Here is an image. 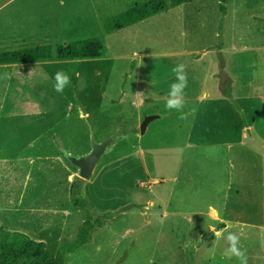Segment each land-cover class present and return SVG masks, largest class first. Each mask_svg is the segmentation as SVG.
Returning a JSON list of instances; mask_svg holds the SVG:
<instances>
[{
	"label": "rangeland",
	"instance_id": "1",
	"mask_svg": "<svg viewBox=\"0 0 264 264\" xmlns=\"http://www.w3.org/2000/svg\"><path fill=\"white\" fill-rule=\"evenodd\" d=\"M141 1L16 0L11 5L17 8L25 4L27 8L28 3L38 10L42 4V26L33 29L39 45L55 51L66 42L94 38L102 42L104 50L97 58L53 56L39 63L41 73L36 71L35 77L27 78L30 81L22 95L32 102L10 100L0 107V225H26L56 253L63 243L76 238L82 224V213L73 206L65 188L66 179L76 180L81 182L80 196L93 216H110L92 230L90 242L64 253L63 264H238L235 257L224 256L228 232L241 236L239 246L246 250L248 264H264V188L259 184L264 181V144L258 141L264 140V103H260L264 100L258 99L259 105L248 98L264 97V0H228L225 20L218 8L220 0H192L181 11L188 17L184 20L186 46L216 45L219 32L230 40L228 46H237L223 56V76L225 87L237 96L233 105L244 111L238 119L227 105L219 106L216 117L218 124L234 135L240 125H250L255 136L251 142L246 137L243 144L222 140L230 143V149L220 146L216 133L201 140L203 124L199 118L192 119L195 108L183 109L186 118L179 119L180 113L169 114L163 106L135 103L137 87L146 90V85L162 84L169 90L175 78L171 68L178 63L187 66L191 89L205 69L192 57L165 54L183 46L185 40H180L182 21L175 18L174 9L165 23L156 17L130 29L104 30L105 21ZM29 14L39 17L40 12ZM12 29H17L20 39L13 36L14 30L6 36L10 42L0 43V50L20 46L31 37H24L28 28ZM133 51L144 57H131ZM219 61L216 56L218 66ZM58 70L71 77L63 94L53 88ZM152 112L159 117L140 133L142 120ZM219 125L212 122L210 131ZM91 133L96 141L114 134L120 138L101 156L90 178L82 179L64 154L56 160L60 156H55L57 145L46 144V138L58 136L56 140H61L72 155H84L91 149ZM20 141L31 142L23 147L18 145ZM26 157L32 161L25 163ZM178 169V180H184L193 169L198 180L205 183L215 178L216 183L213 187L199 183V187L191 182H181L180 186L169 179L159 182L160 177L177 175ZM225 178L230 179L228 186ZM250 181L254 187H249ZM208 190L227 191L224 208L217 192L208 194ZM20 192L25 208L52 199L67 216L56 217V226L36 225L32 215L16 211ZM210 202L223 212L226 223L217 209L209 215L212 220L208 217ZM226 224L227 230L221 232Z\"/></svg>",
	"mask_w": 264,
	"mask_h": 264
},
{
	"label": "crops",
	"instance_id": "2",
	"mask_svg": "<svg viewBox=\"0 0 264 264\" xmlns=\"http://www.w3.org/2000/svg\"><path fill=\"white\" fill-rule=\"evenodd\" d=\"M14 1L16 0H3L0 2V43H4V42H10V39H7V37H9V35L11 33H13V31L15 30L16 32L13 34V36H15L17 39H20L17 37V29H12V28H28L29 33L28 34H24V37L31 35L30 38L26 37V39L24 40L25 42L23 44H21L20 46L17 47H13V48H6V49H1L0 51L3 50H12V49H17V48H22V47H27V46H36L39 45L38 43H36V33L37 32L34 31L33 29H40L42 26V21H43V16H41V11H42V4L40 3V7L37 10V7H32L31 4H26L28 7L25 8V4H23L21 7H13L10 8L11 5L14 3ZM28 0H24V2L26 3ZM41 1V0H40ZM192 1V0H191ZM228 0H226L227 2ZM23 2V3H24ZM189 2V1H187ZM225 2V4H226ZM187 4L186 2L180 3L178 5L175 6H171L168 9H166L165 11H161L159 13H156L152 16H149L145 19L139 20L131 25L126 26L130 28L135 27L136 25H138L139 23H142V21L148 19V18H156L159 17L158 20L162 19L164 20V23L166 22V19L169 18V12L172 11V9H174L175 12V18L178 20H181V29L183 30L182 32H179L180 35V40H183V46H179V48H173V51L171 52H166L165 54H174V55H185L188 57H192L191 59H194V62H202L203 66H204V70L203 73H201L200 76H198L195 86H192L194 88L191 89V84H188V87L185 89V107L184 110L189 111V108H195V112H194V116L192 117V119L194 120H198L202 122V129L200 130V137L201 140H204L206 138H208L210 133H216L219 134L217 136V140L221 139L220 142V146L224 145V146H228L227 149H230V143H225L222 140H239L238 143L243 144L245 142V138L248 137V141L251 142V140L253 139V136H255V132H252V129L250 128V125H240L239 128L237 129L238 131H236L235 135L233 134L234 132L230 131L229 129L227 130L225 127L223 128L221 125L218 124V117L217 116V112L219 111V106H223L225 107V105H227L230 108V114H234V116H237L239 119L240 113L242 111H244L242 108H238L236 105L234 106L233 103L236 102V98L237 96H234L232 93H230V90L228 88L225 87V78H224V74L226 73L225 71V62L223 60V56L231 50H235L237 49V46H228V43L230 42V40H226V37H224L220 32L218 33V39L216 40V45L215 43L211 46L208 45H204V47H198L195 44L194 45H190V46H186V31L185 29V19H187V14L182 16L181 11L183 12L184 8ZM219 11H220V1H219V5H218ZM228 8V6H227ZM226 5H225V12L222 13V19L225 20V18L228 16L227 15V9ZM25 11H27V13H24ZM40 12L39 17H37V15L32 16L31 14L28 15V12ZM187 17V18H186ZM125 28V27H123ZM122 29V28H121ZM120 30V29H119ZM9 31V32H8ZM9 33V34H7ZM32 34H34V38L32 37ZM199 33H196L195 35H197ZM23 35V34H22ZM34 39V40H32ZM203 46V45H202ZM228 46V47H227ZM228 50V51H227ZM150 54L152 56H157V53H151ZM164 54V53H163ZM161 55V54H160ZM131 57H136V58H143L144 56H142V54L133 51L132 54L130 55ZM217 56V58L220 60V66H218L215 63V57ZM210 61H209V60ZM48 60H42V61H30V62H20V63H1L0 64V76H2L4 73H8L10 75V79H0V107L4 106V104L8 103V101L12 100L13 102H23V104H26L27 102L31 103L32 101H27V98H23V91L27 90L26 85H28L29 81H27L28 77H35L36 75V71H39L41 73L42 68L39 66V63L41 62H48ZM236 63H234L235 65ZM214 67V68H213ZM25 74H27L28 76L23 77ZM29 78V79H31ZM32 80V79H31ZM136 89H138L137 93L135 94V98H136V102L138 105H143L144 102L146 101V105L152 106V107H158V106H163L165 105L166 99H167V93L168 90H166V88L164 87V85H156L152 88H147L146 85V90L144 88H139L137 87ZM10 90L12 91V93H10ZM1 92H3L1 94ZM142 94H145L144 96ZM240 98H247L244 97V95H240ZM251 100V103H257L260 105V103H264L260 102L258 103L257 100L262 98V100H264V97L259 96V95H249V97ZM245 100V99H243ZM11 102V101H10ZM250 103V104H251ZM232 106H234V108H232ZM237 107V108H235ZM259 109V107H258ZM184 111V112H186ZM173 112V111H171ZM171 112H169V114H171ZM256 112V110H255ZM258 112V110H257ZM148 114H154L152 113H148ZM169 117H171V115H169ZM212 122L216 123V125H219V127H215L216 129L210 131L209 126L212 125ZM149 124V123H148ZM148 124L146 126V129L148 127ZM145 129V131H146ZM144 131V132H145ZM245 131H247L245 133ZM259 135V134H257ZM260 136V135H259ZM56 139H60L58 136H55L53 134H51V138H46V144H51V145H57V153H55V156L60 155L58 159H61V155H65L66 154H72V152L68 149V147L66 145H64V143L61 140H56ZM254 141V140H253ZM258 141L260 143L264 144V140H262L261 138L258 139ZM31 142V141H30ZM29 141H20L18 143V145H21L23 147H27L30 145ZM235 142V141H234ZM32 144V143H31ZM199 144V143H198ZM206 143H201V145H204ZM264 148V147H263ZM263 150V149H262ZM19 154H21V152H18ZM74 154V153H73ZM16 156H20V155H16ZM38 156V155H37ZM58 157V156H57ZM24 162L29 163L32 161V158H24ZM20 163H22V160H19ZM23 162V163H24ZM232 163V162H231ZM178 171H180L179 173H177V175H173L172 178H166L160 177V183H164L166 182V179H169L170 182H174L177 183L181 186L182 183L181 182H191L192 184H194L195 186H199V183H203L202 180H198L197 178L199 177L196 173V170L194 171L192 174H185V179L184 180H178V175H180L181 170L178 169ZM177 171V172H178ZM155 181L157 180L156 178L154 179ZM215 178H210V180H208L207 182L203 183V184H211V186L213 187L215 185L216 182H214ZM227 186L228 184H230V179L225 178L224 179ZM67 185L65 186V188H68L69 190V197H70V185L72 183V181H68L66 179ZM27 182H25L26 185ZM60 183H58L59 185ZM199 184V185H197ZM202 184V185H203ZM260 186L262 188H264V181H261V183H259ZM24 185V183H23ZM177 185V184H175ZM178 185V186H179ZM249 187H254L255 184L253 181L248 182ZM60 186V185H59ZM210 190H208L206 193H208ZM65 194L67 195L66 191ZM216 193L219 195V197L221 198L222 204H223V208L225 206L226 203H228V200L226 199L227 196V191H216V190H211L210 193ZM21 194H19V196L17 197V202H18V206H20L19 212H26L29 215H32L34 220L36 221V225H41L43 227H51V226H56L57 220L56 217H61L62 214H64V216H67V214H65L64 212L62 213L63 208L60 206L59 202H52V199L49 200L48 202H45L43 205H35L33 207H29V208H25L24 206V197L22 196L23 192H20ZM209 194V193H208ZM54 200V198H53ZM67 201H70L68 199H66ZM72 201V200H71ZM23 205V207H21ZM74 207H76L73 204ZM207 215L210 218L211 214H214L217 210L218 212L221 214V220L225 222V215L223 214L222 211H220L218 209V207L216 205H214L213 202L208 203L207 205ZM167 209V208H166ZM164 210V213H168L167 210ZM217 209V210H216ZM172 212L175 214L177 213L176 210H172ZM210 213V214H209ZM210 215V216H209ZM212 217V216H211ZM211 219V218H210ZM212 220V219H211ZM227 222V221H226ZM225 222V223H226ZM63 223V221H62ZM82 223V222H81ZM228 224V223H227ZM227 224L222 227L221 232L227 230L226 226ZM26 226V225H25ZM23 225H7V229L8 230H12V231H19V232H23L25 234H27L28 236H30L33 239H37L40 241H44L45 239L41 236L38 235V233H36L34 230H31L27 227H25ZM264 226V225H263ZM255 227H259V225H255ZM5 228V229H6ZM262 243L264 244V238L262 239Z\"/></svg>",
	"mask_w": 264,
	"mask_h": 264
},
{
	"label": "trees",
	"instance_id": "3",
	"mask_svg": "<svg viewBox=\"0 0 264 264\" xmlns=\"http://www.w3.org/2000/svg\"><path fill=\"white\" fill-rule=\"evenodd\" d=\"M187 1L191 0L141 1L105 21L104 30L107 33L117 31ZM225 2L226 0H220L222 13L225 12ZM103 50L102 42L94 38L69 41L58 45L55 51L48 45L27 46L0 51V64L42 61L53 56L57 59L97 58L102 56ZM80 188L81 182L73 180L70 185V198L82 213V224L76 238L71 243H63L56 253H52L46 247L45 242L35 240L23 232L5 229L0 225V264H63L65 252L74 251L90 242L92 230L101 227L110 213L94 217L87 201L80 196Z\"/></svg>",
	"mask_w": 264,
	"mask_h": 264
},
{
	"label": "clouds",
	"instance_id": "4",
	"mask_svg": "<svg viewBox=\"0 0 264 264\" xmlns=\"http://www.w3.org/2000/svg\"><path fill=\"white\" fill-rule=\"evenodd\" d=\"M171 72L175 78L169 84V90L164 107L166 111H176L180 113L179 119H185L186 115L183 112V109L186 103L184 99L185 89L188 87L187 66L184 63H178L171 68ZM10 78L11 77L8 73H4L0 76V79ZM53 80L54 90L61 94H63L64 90L71 85V77L63 70H58L54 74ZM192 112L194 113L195 109H192ZM217 235H220V233H217ZM225 239L227 241V247L224 251V256L228 259L235 257L238 264H248L246 250L239 246L241 236L234 232H228Z\"/></svg>",
	"mask_w": 264,
	"mask_h": 264
},
{
	"label": "water",
	"instance_id": "5",
	"mask_svg": "<svg viewBox=\"0 0 264 264\" xmlns=\"http://www.w3.org/2000/svg\"><path fill=\"white\" fill-rule=\"evenodd\" d=\"M159 115L157 114H147L144 119L142 120L139 130L140 133H144L147 124L155 119L158 118ZM120 136L114 134L111 135L101 141H96L94 139V136L91 133V149L88 153L84 155H72V154H66V158L68 161L78 168V175L82 179H88L90 178L94 167L98 160L101 158V156L107 151V149L113 145Z\"/></svg>",
	"mask_w": 264,
	"mask_h": 264
}]
</instances>
